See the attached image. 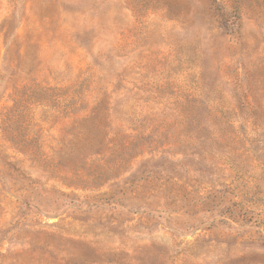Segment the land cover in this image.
I'll return each instance as SVG.
<instances>
[{"label": "rangeland", "instance_id": "obj_1", "mask_svg": "<svg viewBox=\"0 0 264 264\" xmlns=\"http://www.w3.org/2000/svg\"><path fill=\"white\" fill-rule=\"evenodd\" d=\"M0 264H264V0H0Z\"/></svg>", "mask_w": 264, "mask_h": 264}, {"label": "trees", "instance_id": "obj_2", "mask_svg": "<svg viewBox=\"0 0 264 264\" xmlns=\"http://www.w3.org/2000/svg\"><path fill=\"white\" fill-rule=\"evenodd\" d=\"M162 191L163 190H159L157 192H154V193L142 198L141 199V203H142V206H144L143 208L149 207V208H147L149 210L151 208V206L150 205L147 206V203H149V202L152 203L154 200H158L159 198H162L161 197V195H163ZM174 202L175 201L173 199H171V198L166 199V203H165L166 206L165 207H169L170 205L174 204Z\"/></svg>", "mask_w": 264, "mask_h": 264}]
</instances>
